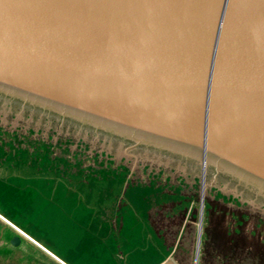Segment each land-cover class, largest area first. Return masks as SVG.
<instances>
[{"label": "water", "instance_id": "water-1", "mask_svg": "<svg viewBox=\"0 0 264 264\" xmlns=\"http://www.w3.org/2000/svg\"><path fill=\"white\" fill-rule=\"evenodd\" d=\"M0 98L264 213V0H0Z\"/></svg>", "mask_w": 264, "mask_h": 264}, {"label": "rangeland", "instance_id": "rangeland-1", "mask_svg": "<svg viewBox=\"0 0 264 264\" xmlns=\"http://www.w3.org/2000/svg\"><path fill=\"white\" fill-rule=\"evenodd\" d=\"M205 183L202 196L174 159L0 98V264H194L199 226L197 264L220 263L213 226L264 246V213Z\"/></svg>", "mask_w": 264, "mask_h": 264}, {"label": "trees", "instance_id": "trees-1", "mask_svg": "<svg viewBox=\"0 0 264 264\" xmlns=\"http://www.w3.org/2000/svg\"><path fill=\"white\" fill-rule=\"evenodd\" d=\"M216 231L218 229L213 226L210 229V235L208 234L206 237V241L210 242L211 247L214 246V260L218 262L220 260L219 264H264V246L247 245L246 240L239 236L228 238L226 235L225 238H219ZM175 260L181 264L176 258ZM210 263L216 264L212 261Z\"/></svg>", "mask_w": 264, "mask_h": 264}, {"label": "built area", "instance_id": "built-area-1", "mask_svg": "<svg viewBox=\"0 0 264 264\" xmlns=\"http://www.w3.org/2000/svg\"><path fill=\"white\" fill-rule=\"evenodd\" d=\"M8 222V221H7ZM10 225H12L13 226V224H11L10 222H8ZM19 233H21L23 236H25L26 238H28V239H30L31 241H33L30 237H28V235H26L24 232H22L21 230H19V229H17L16 228V226H13ZM33 242H35V241H33ZM35 243H37V242H35ZM38 244V243H37ZM39 245V244H38ZM42 247V246H41ZM42 248H44V247H42ZM53 255V254H52ZM56 257V256H55Z\"/></svg>", "mask_w": 264, "mask_h": 264}, {"label": "bare ground", "instance_id": "bare-ground-1", "mask_svg": "<svg viewBox=\"0 0 264 264\" xmlns=\"http://www.w3.org/2000/svg\"><path fill=\"white\" fill-rule=\"evenodd\" d=\"M200 238H201V229H200V232H199V238H198V240H199V244H200ZM198 244V245H199ZM199 254V250H198V252H197V255Z\"/></svg>", "mask_w": 264, "mask_h": 264}, {"label": "crops", "instance_id": "crops-1", "mask_svg": "<svg viewBox=\"0 0 264 264\" xmlns=\"http://www.w3.org/2000/svg\"><path fill=\"white\" fill-rule=\"evenodd\" d=\"M59 258V257H58ZM60 260L63 262V264H67V263H65V261H63L61 258H60Z\"/></svg>", "mask_w": 264, "mask_h": 264}]
</instances>
